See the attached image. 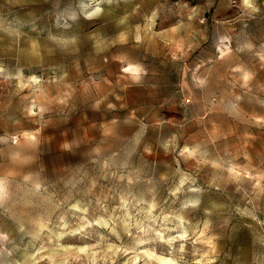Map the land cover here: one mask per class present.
<instances>
[{"label": "rangeland", "instance_id": "obj_1", "mask_svg": "<svg viewBox=\"0 0 264 264\" xmlns=\"http://www.w3.org/2000/svg\"><path fill=\"white\" fill-rule=\"evenodd\" d=\"M252 3L0 0V264H264Z\"/></svg>", "mask_w": 264, "mask_h": 264}, {"label": "snow or ice", "instance_id": "obj_2", "mask_svg": "<svg viewBox=\"0 0 264 264\" xmlns=\"http://www.w3.org/2000/svg\"><path fill=\"white\" fill-rule=\"evenodd\" d=\"M245 4H246L250 9L253 8L252 0H245ZM123 71L126 72V73H133V74H136V73H138L140 70H139L138 68L126 67V68L123 69ZM244 79L247 80V79H249V77L246 75V76L244 77ZM29 139L34 140L35 137H34V136H33V137H29Z\"/></svg>", "mask_w": 264, "mask_h": 264}]
</instances>
